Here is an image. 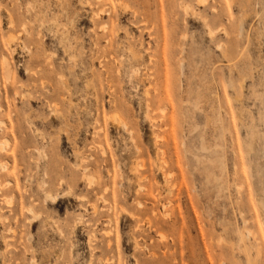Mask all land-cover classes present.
<instances>
[{"label":"rangeland","instance_id":"374dc122","mask_svg":"<svg viewBox=\"0 0 264 264\" xmlns=\"http://www.w3.org/2000/svg\"><path fill=\"white\" fill-rule=\"evenodd\" d=\"M0 264H264V0H0Z\"/></svg>","mask_w":264,"mask_h":264},{"label":"bare ground","instance_id":"6f19581e","mask_svg":"<svg viewBox=\"0 0 264 264\" xmlns=\"http://www.w3.org/2000/svg\"><path fill=\"white\" fill-rule=\"evenodd\" d=\"M10 24V23H9ZM11 25V24H10ZM225 31V30H224ZM11 39V38H10ZM251 145V144H250ZM48 195V194H47ZM261 210V209H260ZM248 234V233H247ZM255 237V236H254ZM255 239V238H254ZM248 246V245H247ZM249 248V247H248ZM257 248V247H256ZM260 250V249H259ZM251 251V250H250ZM257 251V250H256ZM258 252V251H257ZM258 256V255H257ZM259 257V256H258Z\"/></svg>","mask_w":264,"mask_h":264}]
</instances>
